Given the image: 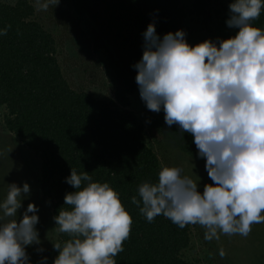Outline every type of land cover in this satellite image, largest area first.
I'll use <instances>...</instances> for the list:
<instances>
[{
  "label": "clouds",
  "instance_id": "obj_1",
  "mask_svg": "<svg viewBox=\"0 0 264 264\" xmlns=\"http://www.w3.org/2000/svg\"><path fill=\"white\" fill-rule=\"evenodd\" d=\"M58 4L37 0V10ZM262 8L264 0H233L226 25L238 30L235 35L194 46L182 29L161 38L155 22L142 33L143 54L133 65L140 98L148 110H163L167 126L191 134L211 181L201 191L182 168L162 167L155 182L139 185V199L131 197L149 223L163 215L180 229L199 225L209 242L247 237L254 224H264V30L253 23ZM66 182L75 191L65 195L68 207L54 220L70 238L53 244L58 255L52 264H117L133 224L120 193L75 168ZM28 194L27 182L12 183L0 202V264H30L26 247L41 244L38 207L29 203L16 219ZM219 255L225 257L223 248Z\"/></svg>",
  "mask_w": 264,
  "mask_h": 264
},
{
  "label": "trees",
  "instance_id": "obj_2",
  "mask_svg": "<svg viewBox=\"0 0 264 264\" xmlns=\"http://www.w3.org/2000/svg\"><path fill=\"white\" fill-rule=\"evenodd\" d=\"M186 1L69 0L73 14L88 25L92 50L102 56L111 79L113 96L105 100L70 86L57 59L56 40L35 19L29 0H0V29L11 26L7 35L0 36V108L4 110L0 150L13 144L17 155L24 147L38 159L39 177L25 169L22 177L36 180L34 195L44 212L42 226L57 233V243L63 245L70 238L59 232L54 217L68 207L65 195L75 191L66 182L75 168L78 174L89 172L94 182H108L133 218L124 251L115 257L117 264H201L183 255L190 247L192 225L180 229L163 215L149 223L131 203L132 196L139 199L142 182L157 179L161 162L154 148H160L163 136L168 138L166 145L178 147L187 156L184 159L192 161L188 165H205L191 134L180 132L177 125L167 126L163 110H148L140 95L145 121L129 108L139 92L133 65L142 57V33L148 24L155 22L161 38L182 29L190 44V22L200 18L208 29L212 15L206 7L223 0ZM253 23L264 30V8ZM231 31L235 35L238 30ZM163 148L161 155L167 157ZM206 179L211 182L208 175ZM48 247L42 241L27 246L32 249L30 264H39L44 257L46 264H52L58 253L53 245ZM39 248L44 251L38 252Z\"/></svg>",
  "mask_w": 264,
  "mask_h": 264
},
{
  "label": "rangeland",
  "instance_id": "obj_3",
  "mask_svg": "<svg viewBox=\"0 0 264 264\" xmlns=\"http://www.w3.org/2000/svg\"><path fill=\"white\" fill-rule=\"evenodd\" d=\"M5 1L14 2V0ZM29 1L35 8V19L56 40L57 59L70 86L77 92H87L97 99H110L113 96V87L111 79L105 70L102 56L93 52L88 25L73 14L72 10H70L69 0H59V4L56 7L50 5L46 11L37 10V0ZM40 2L43 3L45 0H40ZM183 2L187 3L186 0H183ZM231 2L233 0H223L221 3L214 2L206 7V10L210 11L213 18L208 22V29L200 22V18H195L193 22H190L189 25L193 27L188 37L191 45L194 46L206 39L216 41L217 38L227 39L234 36L231 33L232 29L226 25V20L229 18L227 13ZM219 33L220 35H217ZM131 99L132 105L129 108L145 121L141 115L145 116L146 113L144 112L146 111L140 103L139 92L136 91ZM3 116L4 110L0 108V122ZM167 139L166 136H163L162 141L164 142L162 144L159 143L160 148H154V150L158 151L161 168L164 166L182 168L184 175H188L194 181L200 183V190L202 191L203 184L208 183L205 165H188L192 161L184 159L187 156L178 147L166 145L165 141ZM5 145V151L0 150V202L6 198L9 184L16 183L22 187L27 182L30 186V194L22 199L23 206L18 210L16 219H22V214L28 204L34 203L39 209L36 213L39 217V222L36 225L39 238L46 245V248H49L48 245L57 243L58 235L57 233L52 234V230L48 229L47 225L42 226L44 224L43 210L34 195L36 180L33 182L28 175L25 178L22 177L25 174L23 169H25L37 179L39 177V161L31 152L24 150V147L20 149V156L17 155L18 151L13 149V144ZM162 148L166 150L167 157L161 155ZM44 206L47 208L45 204ZM204 232L205 229L201 226L192 225L190 247L187 252L183 253L186 260L195 258L200 260L201 264H264V224H254L251 233L247 237L238 234L233 236L221 235L219 241H206ZM220 248H223L226 253L224 258L219 255ZM31 250V248H26L29 256L32 253Z\"/></svg>",
  "mask_w": 264,
  "mask_h": 264
}]
</instances>
